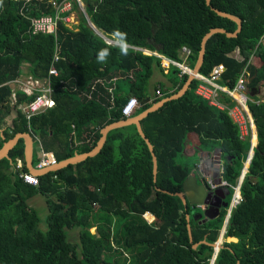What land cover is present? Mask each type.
Returning <instances> with one entry per match:
<instances>
[{
    "label": "trees",
    "instance_id": "trees-1",
    "mask_svg": "<svg viewBox=\"0 0 264 264\" xmlns=\"http://www.w3.org/2000/svg\"><path fill=\"white\" fill-rule=\"evenodd\" d=\"M63 1L0 0V150L18 134H29L35 147L53 152L59 163L89 153L105 127L126 119L124 100L139 101L135 117L187 82L189 77L172 66L167 73L172 87L156 86L154 93L160 90L162 96L151 101L148 81L155 69L166 74L161 61L130 49L122 55L121 47L109 45L88 18L110 40L172 60L182 62L186 47L191 51L187 62L194 69L205 35L215 28L228 33L238 29L236 22L212 8L236 16L243 23L241 32L233 38L215 34L207 41L200 74L209 77L214 67L224 65L220 84L233 89L248 68V107L257 145L241 185L243 201L224 234L232 244H223L215 264H264V0H211V5L207 0H80L85 12L80 13L77 30L60 22L56 36L32 35L31 19L54 15L52 3ZM67 1L80 8L77 0ZM103 49L110 54L101 62L98 54ZM236 51L241 60L233 55ZM56 53L59 75L50 76ZM25 65L33 79L50 82L56 103L29 119L22 108L37 93L28 95L12 86ZM121 79L130 85V93ZM198 84L193 80L182 98L167 102L141 123L157 157L156 180L152 153L136 125L110 131L98 155L39 176L38 186L20 178L21 172H29L25 141L20 139L0 160V264H211L228 208L223 206L213 220L193 218L196 207L186 209L177 194L183 193L185 180L196 175L179 157L188 135L196 133L200 146L212 144L221 151L223 177L236 185L252 141L251 135L241 138L227 110L196 94ZM220 99L229 108L235 105L224 94ZM73 132L81 143L74 142ZM19 161L22 169L17 168ZM228 191L227 203L232 194ZM38 195L47 203L46 231L28 203ZM147 214L154 222L149 223L145 216L152 217ZM74 229L80 230L76 243L70 238Z\"/></svg>",
    "mask_w": 264,
    "mask_h": 264
},
{
    "label": "built area",
    "instance_id": "built-area-1",
    "mask_svg": "<svg viewBox=\"0 0 264 264\" xmlns=\"http://www.w3.org/2000/svg\"><path fill=\"white\" fill-rule=\"evenodd\" d=\"M80 2V1H79ZM55 9L54 15H44L41 17H35L31 19L30 32L32 35H57V31L59 28V23L64 22L66 24H70L71 20L69 16H65L64 14L69 12L71 3L63 1L62 3L53 2L52 3ZM109 45L119 46L122 44L119 41L114 42L109 39H104ZM261 43L264 44V39L261 40ZM128 45V49L133 50L135 52H142L145 55L155 56L161 61V66L164 69V73H168V70L173 66L180 70V75H187L188 77L194 75V80L199 81V84L196 89V94L202 98L203 100L209 102V104L213 107H216L220 110H227L229 115L233 119V121L238 125L241 133V138L246 137L247 135H251V138L255 134V129L253 133L254 120L251 115V112L248 107V103L251 101L248 95V68L246 67L237 83L233 89H229L220 84V80L222 75L226 71V67L224 65H219L214 67L212 73L209 77H204L201 74H194L193 69L189 67L187 59L191 55V51L188 48H183L181 50L182 54V62L169 59L158 52H153L141 47H136L132 45ZM60 60L59 54L56 53L54 57L53 64L50 68L49 75L50 76H58L59 72L55 66ZM13 83H18V81H14ZM26 88L22 89L28 95H33L37 93V97L34 101L25 105L22 110L26 114L27 118L45 112L49 109H52L56 106L55 99L53 98V90L50 85V82L47 80H35L30 79ZM226 95L230 99L235 102V105L231 108L228 107L227 104L221 101V95ZM157 97L162 96V92L157 90ZM139 108V101L136 98H129L124 106H122V114L126 119L132 118L136 110ZM256 145L252 144V149ZM41 147V146H40ZM251 149V152L253 151ZM59 162L57 161L55 155L50 152H45L41 147V155L39 157L38 162L35 165V169L37 170H45L55 166H58ZM18 169L23 168V164L18 162ZM197 170L204 181L208 191L210 193L228 191L232 190L231 200L227 206V216L226 220H229L232 212L236 207H238L242 201V174L236 183V185L231 184L229 181L224 179V167L221 162H217L216 154H201V160L197 166ZM20 178L28 185L38 186L39 178L38 176L33 175L30 172H21ZM147 219V216H145ZM148 220V219H147ZM229 222V221H228Z\"/></svg>",
    "mask_w": 264,
    "mask_h": 264
},
{
    "label": "water",
    "instance_id": "water-1",
    "mask_svg": "<svg viewBox=\"0 0 264 264\" xmlns=\"http://www.w3.org/2000/svg\"><path fill=\"white\" fill-rule=\"evenodd\" d=\"M207 4L211 5V0H207ZM212 9L221 17H225V18H228V19L236 22L238 24V29L234 33H228L224 29L215 28V29H212L207 35H205V37L202 41L201 51H200L197 63L193 69V72L195 75L200 74V69H201V67L204 63V59H205L206 43L213 35H215V34H226L227 37L233 38V37H237L238 34L242 30L243 23H242L240 18L233 16L231 14H228V13L222 12V11L217 10L215 8H212ZM88 23H89V26L100 37L107 40V37L103 33H101L99 30H97V28L90 22L89 18H88ZM193 80H194V75H192L188 78L187 82L183 85L181 90H179L177 93H175L174 95H172V96H170L164 100H161L160 102H158L155 105H153L152 107L148 108L146 111L142 112L141 114H139L135 117L129 118V119H125L124 121L116 122L114 124H111V125L105 127L101 131L102 137H101L100 141L98 142L97 146L91 152L86 153V154H82V155H76L71 159H68V160H65V161L59 163L58 166H55V167H52L49 169H45V170H37L34 168V165H33V140L29 134H18L15 138L8 141L4 145V147L0 150V160L8 157L10 151L17 145L19 140L23 139L25 141V159L27 162V168L30 171V173L39 177L41 175H44L45 173L57 171L59 169L66 168L69 165H76L82 161H85L88 158L95 157L96 155H98L101 152L103 146L106 143L107 136H108V133L110 131L117 129V128H122V127L130 126V125H136L139 134L146 140V142L149 146V149L152 153L153 163H154V171L153 172H154V176H155V180H156L157 173H158L157 157L154 153V149H153L151 142L149 141V139L146 138V136L143 132L141 123L151 113L159 110L167 102L178 100V99L182 98L186 94V92L189 90ZM127 100L128 99H126L122 102V106H124L126 104ZM219 154L221 156V151L219 152ZM252 158H253V153L250 151L248 159L246 161V163H248V165L251 163ZM219 162L220 161H218V164H219ZM247 172H248V166L245 165L243 168V171H242V182H243ZM229 193H230L229 191H227V194H225V195L222 194L221 192L210 193L208 191L206 185L201 184L199 182V179L196 176H190L185 180V182L183 184V193H178L177 196L183 201L184 205L186 206V209H187L188 205H190L192 207L205 206L206 207L205 213L194 212L193 218L195 220H199V219L204 218L203 222H206L207 220L215 219L218 216L219 211H220L222 206H224V207L228 206V203H224V205H221V204H216V201L225 200L227 195L229 196ZM187 219L190 221V215L189 214L187 215ZM228 221L229 220L225 221L224 227L222 229L221 236H220L221 240L219 239L218 242L213 245L214 250H215V255L213 256V260H212L211 264H215V260L217 258V255H218L219 251L223 248V246H222L223 241L222 240L224 239V234H225L226 229H227ZM188 228L190 231L189 232L190 236L192 237L191 226L189 225ZM197 246L198 245H194V248H196Z\"/></svg>",
    "mask_w": 264,
    "mask_h": 264
},
{
    "label": "rangeland",
    "instance_id": "rangeland-1",
    "mask_svg": "<svg viewBox=\"0 0 264 264\" xmlns=\"http://www.w3.org/2000/svg\"><path fill=\"white\" fill-rule=\"evenodd\" d=\"M78 2L80 0H77ZM80 8H78V10L74 9L73 8V4L70 5V9L68 11H70V14L68 15L70 17V20H71V23L68 24L70 28L72 29H76L77 30V27L80 23V13H83L85 12V4L80 1ZM236 58L240 59L241 56L238 54V51L235 52L233 54ZM242 59V58H241ZM240 59V60H241ZM28 69H27V66L25 65L23 67V74L21 76V78H19V80H16L18 81V83H13V87L15 86L16 88H19V89H24L26 88L28 85V73H27ZM27 78V79H26ZM158 79H161L163 84L164 82L166 83V80H169V82H172V79L167 76V74H162L160 71H158L157 69H155L154 71V74L152 76V78L150 79V81H148V88L150 89V93H152V90L154 89L155 85H156V82ZM121 81V84L123 83V87L127 90L128 93H130V85L128 84L127 81H124L123 79L120 80ZM154 92H155V89H154ZM262 97H264V90H262ZM14 113L13 115L9 118V121L12 120V118L14 117ZM10 123V122H9ZM254 126V125H253ZM253 128V133H254V129H255V126L252 127ZM256 132V130H255ZM251 143L253 144V137L251 138ZM247 143V141H246ZM218 148H214L212 146V144H208V145H202L200 148L197 147V149H195L196 151V154H189L188 151H186L185 153L181 154V156L179 157V162L185 166H187L188 168H190L191 170H193V174L196 175V177L199 179V181L204 184L202 178L198 175V172L196 170L200 160H201V151H204V152H209L208 154H214V152L217 150ZM218 155V154H217ZM229 200V199H228ZM231 200V199H230ZM230 200L228 201V203L230 202ZM29 206L34 208L39 216H40V219H41V224H40V228L43 230V231H46L47 230V216H48V209H47V203H46V199L41 196V195H38L34 198H32L29 202ZM197 213H205L206 211V207L205 206H202V207H196V210H195ZM154 220V218L152 220H149V223L152 222ZM92 233H96V228H93L91 230ZM79 233H80V230L79 229H74L72 231H70V238L73 242H78L79 240ZM221 240V239H220ZM222 246L224 243H231V238H224L222 240Z\"/></svg>",
    "mask_w": 264,
    "mask_h": 264
},
{
    "label": "crops",
    "instance_id": "crops-1",
    "mask_svg": "<svg viewBox=\"0 0 264 264\" xmlns=\"http://www.w3.org/2000/svg\"><path fill=\"white\" fill-rule=\"evenodd\" d=\"M237 52V51H236ZM238 54L240 55V53H239V51H238ZM241 56V55H240ZM242 58V57H241ZM240 58V59H241ZM189 65V64H188ZM27 78H29L28 79V82H29V80L30 79H32V77L28 74V77ZM26 78V79H27ZM160 84H163V82H162V80L161 79H158L157 80V82H156V85H155V87L157 86V87H159V85ZM164 84H165V86H167V87H172V83L171 82H169V80H166V83L164 82ZM155 87H154V89H155ZM154 89L152 90V93L150 94V96H151V98H150V100L151 101H153V99H157V95H156V93H154ZM168 98V97H167ZM164 99H166V98H164ZM164 99H162V100H164ZM150 100H148L147 102H150ZM250 135H247L246 137H244V139H246V138H248ZM32 138V137H31ZM73 138H74V142L76 143V144H79V143H81L82 141H80L78 138H77V134L75 133V132H73ZM81 138H83V136L81 137ZM77 139V140H76ZM32 140H33V138H32ZM82 140V139H81ZM79 141V142H78ZM257 143H258V140H257ZM201 144H200V140H199V137H198V135L196 134V133H191V134H189L188 135V138H187V140H186V143H185V149H184V153L186 152V151H188V153L189 154H196V151H195V149H197V147H201L200 146ZM219 152H220V150L219 149H217L215 152H214V154H216V158H217V162L220 160V154H219ZM50 153H53V152H50ZM203 153H209V152H204V151H201V154H203ZM54 154V153H53ZM218 154V155H217ZM40 155H41V147H35V144H34V141H33V165H34V161L36 160V158L37 159H39V157H40ZM201 156V155H200ZM19 163H21V164H23L21 161H19ZM25 166H26V168H27V162H26V160H25ZM28 169V168H27ZM197 169V168H196ZM29 171V170H28ZM30 172V171H29ZM46 174V173H45ZM147 215H151V214H147ZM151 217H152V219L154 218L152 215H151ZM148 219V218H147ZM152 222H154V220L152 221ZM151 223V222H150Z\"/></svg>",
    "mask_w": 264,
    "mask_h": 264
},
{
    "label": "clouds",
    "instance_id": "clouds-1",
    "mask_svg": "<svg viewBox=\"0 0 264 264\" xmlns=\"http://www.w3.org/2000/svg\"><path fill=\"white\" fill-rule=\"evenodd\" d=\"M116 35H117V36H123L124 34L117 32ZM127 49H128V45H127V44H122V46H121V54H122V55H126V54H127ZM109 54H110V53H109V51H108L107 49H103V50H101V51L99 52V54H98V59H99V61L103 62V61L107 58V56H108ZM256 145H257V144H256ZM245 165H246V164H245Z\"/></svg>",
    "mask_w": 264,
    "mask_h": 264
},
{
    "label": "flooded vegetation",
    "instance_id": "flooded-vegetation-1",
    "mask_svg": "<svg viewBox=\"0 0 264 264\" xmlns=\"http://www.w3.org/2000/svg\"><path fill=\"white\" fill-rule=\"evenodd\" d=\"M220 162H222V160H221V157H220V160H219ZM204 182V181H203ZM202 184V183H201ZM224 203H227V200H220V201H216V204H221V205H224ZM223 207V206H222ZM221 207V208H222ZM221 210V209H220Z\"/></svg>",
    "mask_w": 264,
    "mask_h": 264
},
{
    "label": "bare ground",
    "instance_id": "bare-ground-1",
    "mask_svg": "<svg viewBox=\"0 0 264 264\" xmlns=\"http://www.w3.org/2000/svg\"><path fill=\"white\" fill-rule=\"evenodd\" d=\"M108 39V38H107ZM110 40V39H109ZM112 41V40H111ZM114 42H116V41H114ZM255 141H256V134H254V136H253V145H255ZM246 166H248V163H246Z\"/></svg>",
    "mask_w": 264,
    "mask_h": 264
}]
</instances>
